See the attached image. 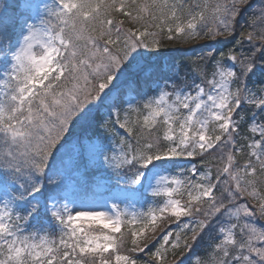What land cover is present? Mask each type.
<instances>
[{"label":"snow or ice","instance_id":"obj_1","mask_svg":"<svg viewBox=\"0 0 264 264\" xmlns=\"http://www.w3.org/2000/svg\"><path fill=\"white\" fill-rule=\"evenodd\" d=\"M248 4L0 0V264H166L206 232L192 264H264V3L183 76L134 55L231 37ZM101 106L109 135L74 136ZM197 157L203 170L163 166ZM112 177L117 194H76Z\"/></svg>","mask_w":264,"mask_h":264},{"label":"rangeland","instance_id":"obj_2","mask_svg":"<svg viewBox=\"0 0 264 264\" xmlns=\"http://www.w3.org/2000/svg\"><path fill=\"white\" fill-rule=\"evenodd\" d=\"M29 2L42 5L44 3H50L51 0H29ZM189 2H191V0H189ZM262 3H264V0H249V4L243 8L240 16L237 18V31L234 34L235 38H233V40L239 39L240 31L243 30L240 28V26L243 25L245 26V28L247 27V22L250 20L253 14H258V9L260 8ZM228 38L229 36H222L215 39L197 40L191 43H181L176 41L170 42L166 39H162L159 48H152L151 46L148 49L140 48L136 50V53H134V55L136 56V60L139 61L141 64L151 65L158 76L163 77L167 75V77H171L173 76L175 70L179 69L178 60L172 58V53L178 52L188 57V61L190 63L189 68H191L193 66L192 62L194 60H197L198 57L206 56L207 53L212 52L214 56L218 58L221 52H226L228 48L233 46L228 45L230 44ZM244 47L246 50L248 47L247 41L244 42ZM257 47H259V45H257ZM189 68L181 67L180 69L185 71ZM149 87H155V85H147L141 83V91L147 92ZM134 95L135 94L133 92L125 90V94L123 95L122 99L128 101ZM137 99H139V97H137ZM95 111L97 110L94 109L92 115ZM98 111L99 113L103 114V121L109 119L108 109L106 106H101ZM85 125L86 124L81 123V125L77 126L74 130V136L87 137L97 135L86 132L87 130L84 129ZM115 131L118 133V135L115 137L117 143L119 135H127L123 129H119L118 127L115 129ZM100 135H109V133L101 132ZM109 142L111 143V140ZM65 160H67V157L65 158ZM193 164L195 165L193 158H177L170 163H165L163 166L165 168L171 169L173 172H177L179 171V169H187ZM52 167L54 169L60 167V161L58 158L53 160ZM196 167L200 170L204 169V165L202 167H198L196 165ZM124 187H126V185L119 184L116 178L112 177L111 179H104L98 183L91 184L86 191L81 189H76L75 191L76 194L82 199L95 200L101 199L108 195L117 194L119 192V189ZM68 191L70 193L73 192L72 182L68 183ZM123 195L125 194H121L122 198ZM145 195L147 196V193H145ZM138 196L139 193L136 194V197ZM136 197L133 198L135 199ZM147 198L149 200L151 199L150 196H148ZM121 207H124L123 203L121 204ZM187 219L188 218H182V222H186ZM258 223H264V221H258ZM176 227L177 225L173 223V230H175ZM204 237L206 239L208 238L207 232L204 234ZM199 241H197L194 245L191 254L185 253V255L181 256V251H183V249L176 250L175 255L170 252L168 254V260L166 261V264H171L173 260L176 261V264H192V256L200 254V252H198Z\"/></svg>","mask_w":264,"mask_h":264},{"label":"trees","instance_id":"obj_3","mask_svg":"<svg viewBox=\"0 0 264 264\" xmlns=\"http://www.w3.org/2000/svg\"><path fill=\"white\" fill-rule=\"evenodd\" d=\"M233 38H235L234 35L228 38L229 43H230L228 45H234L235 44L236 40L235 39L233 40ZM172 58L178 60L179 69L181 67H184V68L190 67L188 57H186L182 53L174 52V53H172ZM183 74H184V71L181 70V75L183 76ZM165 76H167V75H165ZM165 76H163V77H165ZM92 116H93V119H92L91 124H86L84 129L87 130L86 132H89L90 134H101V132H102L101 131V124L103 123V119H104L103 114L99 113V111L97 110L94 112V114ZM242 132H243V129H242ZM133 142H134V138H133ZM193 159H194L195 165H197L198 167L203 166L201 164V160L199 157L193 158ZM210 159H211L210 157H207V156L204 157L205 162H208ZM214 163L215 162H213V164ZM213 175H215V167H213ZM207 239L203 236L201 238V240L199 241V248H198L199 251L198 252H200V254H202V252H203L204 245H205V242L207 241ZM127 247H130V237L128 238V240L125 243V248H127ZM140 258L141 259H147L148 257L144 254H140Z\"/></svg>","mask_w":264,"mask_h":264}]
</instances>
